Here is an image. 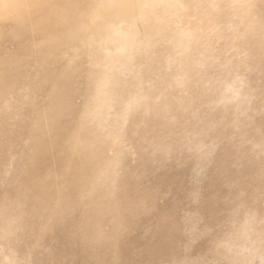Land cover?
Returning <instances> with one entry per match:
<instances>
[{
    "label": "water",
    "instance_id": "obj_1",
    "mask_svg": "<svg viewBox=\"0 0 264 264\" xmlns=\"http://www.w3.org/2000/svg\"><path fill=\"white\" fill-rule=\"evenodd\" d=\"M264 264V0H0V264Z\"/></svg>",
    "mask_w": 264,
    "mask_h": 264
},
{
    "label": "rangeland",
    "instance_id": "obj_2",
    "mask_svg": "<svg viewBox=\"0 0 264 264\" xmlns=\"http://www.w3.org/2000/svg\"><path fill=\"white\" fill-rule=\"evenodd\" d=\"M259 263H260V262H256V261L254 262V264H259Z\"/></svg>",
    "mask_w": 264,
    "mask_h": 264
}]
</instances>
